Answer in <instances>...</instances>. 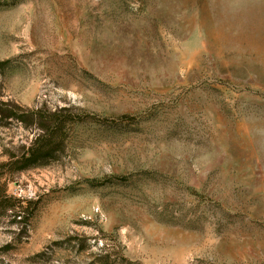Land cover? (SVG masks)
I'll use <instances>...</instances> for the list:
<instances>
[{
	"label": "rangeland",
	"instance_id": "rangeland-1",
	"mask_svg": "<svg viewBox=\"0 0 264 264\" xmlns=\"http://www.w3.org/2000/svg\"><path fill=\"white\" fill-rule=\"evenodd\" d=\"M3 62L0 102L95 120L0 177V264H264V0H0Z\"/></svg>",
	"mask_w": 264,
	"mask_h": 264
},
{
	"label": "trees",
	"instance_id": "trees-1",
	"mask_svg": "<svg viewBox=\"0 0 264 264\" xmlns=\"http://www.w3.org/2000/svg\"><path fill=\"white\" fill-rule=\"evenodd\" d=\"M6 64L7 62H3L0 63V66ZM80 112L81 110L75 107L30 110L21 108L16 103L0 102L1 125L8 126L11 122L17 121L24 128L36 130L29 146L22 145L17 153H9L7 162L0 163V177L21 173L34 165L60 158L65 152L68 145L67 140L73 132V128L93 119V116ZM5 203H8L4 207L5 210L12 209L16 218L20 217V211L14 204V198L6 195L1 196L0 206H4Z\"/></svg>",
	"mask_w": 264,
	"mask_h": 264
}]
</instances>
